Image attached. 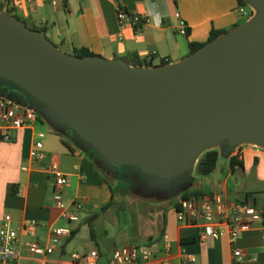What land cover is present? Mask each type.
Returning <instances> with one entry per match:
<instances>
[{
  "label": "crops",
  "instance_id": "1",
  "mask_svg": "<svg viewBox=\"0 0 264 264\" xmlns=\"http://www.w3.org/2000/svg\"><path fill=\"white\" fill-rule=\"evenodd\" d=\"M0 4L3 12L11 11L10 16L42 31L64 53L75 55L76 50L85 49L108 60L138 57L155 66L163 60L179 63L189 56L190 44L207 43L212 31L229 32L248 21L240 12L238 0H0ZM119 7L145 15L147 22L138 31L120 26ZM183 26L187 28L186 36L179 33ZM152 52L156 54L151 58ZM39 133L45 134L43 139H39ZM60 133L39 115L34 125L11 131L12 142L0 140V228L8 221L21 242L42 244L48 241L50 227L72 231V236L61 238L58 248L46 259L30 256L24 247L20 249L24 264H74L73 253L93 250L99 252L103 264L119 248L99 246L93 234L88 238L82 233L90 228L93 215L113 204V189L97 167L100 159L96 153L81 148L70 131L62 133L66 138ZM39 140L45 155L41 161L32 156ZM220 151L215 170L208 175L194 170L187 179L191 186L176 202H169L172 205L160 221L159 234L147 235L145 242L131 246L146 245L157 259L167 257L169 264H180L185 255H194L195 264H264L262 221H256L235 241L222 236L201 242L199 226L183 225L177 220V202L185 193L221 194L240 202L252 199L264 211V149L244 144ZM51 162L58 164L66 179L59 191L47 171ZM57 199L67 205L81 203V209L73 210L75 220L62 215ZM32 222L38 223V228L28 235L23 227ZM91 240L95 248L89 246L88 250L85 244ZM166 242L170 244L169 253L164 248ZM235 249L243 251L242 260L234 257Z\"/></svg>",
  "mask_w": 264,
  "mask_h": 264
},
{
  "label": "water",
  "instance_id": "2",
  "mask_svg": "<svg viewBox=\"0 0 264 264\" xmlns=\"http://www.w3.org/2000/svg\"><path fill=\"white\" fill-rule=\"evenodd\" d=\"M245 1L257 13L243 25L179 63L153 67L64 53L1 12L0 77L109 168L188 179L218 145L264 149V0Z\"/></svg>",
  "mask_w": 264,
  "mask_h": 264
},
{
  "label": "built area",
  "instance_id": "3",
  "mask_svg": "<svg viewBox=\"0 0 264 264\" xmlns=\"http://www.w3.org/2000/svg\"><path fill=\"white\" fill-rule=\"evenodd\" d=\"M56 3L58 0H50ZM254 9L246 10L240 8V12L247 16L249 20L255 13ZM117 19L120 26L130 27L138 31L147 22L145 15L132 13L119 7ZM180 35H187V28L183 26ZM156 53L152 52V58ZM39 120L38 112L31 107L22 106L5 97H0V140L12 142L10 132L34 125ZM44 133H39V139H43ZM256 147V146H255ZM43 143L41 140L34 145L33 159L41 161L45 155L42 152ZM259 148V147H258ZM262 149V148H261ZM47 171L54 178L55 190L59 191L65 184L66 179L60 172L56 162H51ZM56 205L62 211V215L69 221L76 219L74 209H81L79 202L70 205L57 199ZM176 216L179 223L187 226H199V239L205 242L208 239H219L228 236L232 241L237 240L241 234L250 230L256 221L264 223V211L259 210L252 199L246 201H231L221 194L214 195H194L189 194L181 197L176 206ZM38 228V223H27L23 227L26 234L34 233ZM72 231L62 228L48 229V241L46 244L39 242H21L19 234L8 221H5L0 228V264H24L20 249H27L30 256H40L43 259L49 257L57 248L61 238H69ZM166 253H169L170 244L165 243ZM244 253L240 249L234 250V257L237 260L244 258ZM72 262L75 264H101L100 254L93 250L87 254L73 253ZM194 255H185L180 264H195ZM103 264H169V259H157L146 245L124 246L113 252L112 256Z\"/></svg>",
  "mask_w": 264,
  "mask_h": 264
},
{
  "label": "rangeland",
  "instance_id": "4",
  "mask_svg": "<svg viewBox=\"0 0 264 264\" xmlns=\"http://www.w3.org/2000/svg\"><path fill=\"white\" fill-rule=\"evenodd\" d=\"M247 9L250 10V6H247ZM254 13L256 14L257 11ZM158 60L156 62L160 63ZM9 94L20 95L28 100L31 98L17 85L0 77V97L13 100L14 97ZM61 135L65 137L62 133ZM223 148L224 146L221 145L215 147L219 150ZM96 164L113 189L114 201L108 208L100 209L96 213L97 216L89 222L90 228H85L82 235L89 238L93 234L99 246L109 249L143 243L147 235H158L160 221L167 213V208L176 202L183 190L191 186L187 177L177 176L162 180L146 175L133 166L112 169L100 160L96 161ZM131 169L133 171H130ZM193 174L194 171L191 175ZM140 177L143 184L139 182ZM85 245L88 250L90 247L95 248V241L91 240Z\"/></svg>",
  "mask_w": 264,
  "mask_h": 264
},
{
  "label": "trees",
  "instance_id": "5",
  "mask_svg": "<svg viewBox=\"0 0 264 264\" xmlns=\"http://www.w3.org/2000/svg\"><path fill=\"white\" fill-rule=\"evenodd\" d=\"M238 4L240 7H247L248 3L245 0H238ZM3 5L0 4V13L3 12ZM8 14H11V11L8 12ZM34 29V28H31ZM227 33L225 31H212L210 34V37L207 41V43H210L212 41H214L215 39H217L219 36H221L222 34ZM207 43H194V44H190V54H193L194 52H196L197 50H199L200 48H202L203 46H205ZM75 56L79 57V58H85V57H91L94 56V54L90 53L89 51L85 50V49H79L75 51ZM125 62H127L129 64V66L131 67H153V63L151 61H146V60H140L138 57H135V59H122ZM169 64L168 60H163L160 63V66H164ZM14 101H16V103H18V100H15L13 98ZM18 101V102H17ZM21 105L24 106H28V107H34L32 106L29 101L26 99L24 101H20ZM35 108V107H34ZM35 110L40 114V112L37 110V108H35ZM229 146H225L223 149H229ZM94 151V149H92ZM221 155V151L219 149H211V150H207L205 151L199 158L196 166H195V171L197 174L199 175H208L211 172H213L215 170V168L217 167L218 164V160L219 157ZM233 161V159H231V162ZM194 195H200L199 193H192ZM189 194L185 193L184 195H182V197H185ZM112 204L109 203L107 205H105L102 209H106L108 208L110 205ZM95 216H97V214L93 215L92 218H94Z\"/></svg>",
  "mask_w": 264,
  "mask_h": 264
},
{
  "label": "flooded vegetation",
  "instance_id": "6",
  "mask_svg": "<svg viewBox=\"0 0 264 264\" xmlns=\"http://www.w3.org/2000/svg\"><path fill=\"white\" fill-rule=\"evenodd\" d=\"M10 95V94H9ZM10 96H12V97H14V99L15 100H18V101H24V100H26V98L24 97H21L20 95H10ZM116 171V170H115ZM130 171H133L132 169L130 170ZM117 172V171H116ZM118 176V175H117ZM139 182H140V184H143V182L141 181V177H140V179H139Z\"/></svg>",
  "mask_w": 264,
  "mask_h": 264
}]
</instances>
